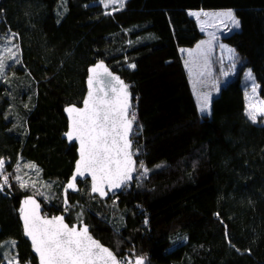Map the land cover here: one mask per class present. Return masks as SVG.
<instances>
[{
    "label": "trees",
    "instance_id": "16d2710c",
    "mask_svg": "<svg viewBox=\"0 0 264 264\" xmlns=\"http://www.w3.org/2000/svg\"><path fill=\"white\" fill-rule=\"evenodd\" d=\"M104 1L0 0V41L11 35L17 48L0 77V183L11 182L0 190V264H37L21 201L33 195L45 214L62 211L76 159L63 108L80 104L98 60L131 90L136 174L107 199L78 182L66 221L88 224L124 264V252L146 264H264V115L249 118L244 90L249 70L264 101V0H125L112 11ZM195 9H230L239 21L221 38L236 54L233 76L205 114L194 110L182 56L203 37Z\"/></svg>",
    "mask_w": 264,
    "mask_h": 264
},
{
    "label": "snow or ice",
    "instance_id": "6c2138e0",
    "mask_svg": "<svg viewBox=\"0 0 264 264\" xmlns=\"http://www.w3.org/2000/svg\"><path fill=\"white\" fill-rule=\"evenodd\" d=\"M192 14L198 15L197 13ZM204 15L209 14L204 13ZM215 15L227 16L232 19L235 26L239 27V21L234 18L231 11ZM3 67L4 65L0 63V68ZM130 67H135V65H130ZM96 68H104V66L100 64ZM96 68L90 71L96 73ZM104 73L111 75L106 68ZM247 77L252 78L250 71ZM114 79L120 87L117 89L114 84L106 85L114 93L111 98L106 99L107 93L104 92V89H97L94 94L92 90L94 79L89 77V92L83 101V108L69 107L66 109L72 121V129L66 135L69 140L75 136L80 143V159L76 164V173L83 176L85 172H89L93 180L92 191L99 192L101 196L106 193L100 185L107 183L109 188H120L122 184L131 179V173L136 169L129 140L135 113H131L129 118L130 102L129 94L126 91L127 86L118 77ZM102 92L104 95H100ZM261 103L264 104V101ZM207 108L208 96L206 95L201 105V111L203 112ZM260 111H264V108ZM248 116L253 121L256 120L253 112H248ZM3 166L4 162L0 160V170L3 169ZM27 166L35 167L34 165ZM139 166L144 168L142 162ZM144 170L147 171V169ZM16 179L20 182L21 187L26 186L21 177L17 176ZM75 180L76 176L74 175L72 182L67 185L68 189L76 190ZM7 182L8 178L4 177V183L7 184ZM2 188L3 185H0V190ZM23 204L33 206L31 212L22 208L21 215L25 235L31 239L34 251L39 256L40 264H98L101 261L103 264H120L109 249L88 235L87 227L79 230L75 226L69 228L64 223L62 216L42 219L37 214L39 205L35 200L26 199ZM9 243L15 244L14 241ZM17 264H19L18 261ZM136 264H143V260L138 259Z\"/></svg>",
    "mask_w": 264,
    "mask_h": 264
},
{
    "label": "rangeland",
    "instance_id": "374dc122",
    "mask_svg": "<svg viewBox=\"0 0 264 264\" xmlns=\"http://www.w3.org/2000/svg\"><path fill=\"white\" fill-rule=\"evenodd\" d=\"M124 1L125 0H105L102 3V6L109 9V11H112L116 7L122 6ZM227 11H231L233 13V11L230 9H195L189 10L188 12L189 15L196 21L199 30L203 33V37L193 47L182 50L183 65L186 69L188 80L195 99L194 110L201 114L209 113L212 97L218 93L220 85L224 84L230 77L233 76L236 67L235 52L229 45L222 42L221 38L231 33L238 27L232 23V19L229 17L215 15L216 13H223ZM192 13H197L198 15H193ZM204 13H208L209 15L205 16ZM234 18L237 20L235 15ZM198 45L200 46L199 48L197 47ZM16 54L17 48L12 40L11 35H9L8 38H5V40L0 41V63L4 64L6 60L15 59ZM214 59H217V64L221 70L219 79H216V77L213 75L214 69L212 65H214V63L212 61H215ZM2 71L3 68H0L1 78L3 74ZM248 73L249 70L244 72L246 112L247 114L248 112H253L256 117L259 115H264V111H260V109L264 108V104L261 103L263 100L258 95L257 84L252 73L251 79L247 77ZM206 95L208 96V108L202 112L201 105ZM131 113H134V111L130 112L129 116H131ZM27 170V177L32 176V168L27 167ZM0 173H3V169L0 170ZM20 177L22 178V176ZM0 185L7 187L8 182L5 184L3 178V181L0 183ZM35 193L45 199L46 202L49 201L46 195L44 193L40 194L37 192V189L35 190ZM43 214L47 215L44 212ZM126 251L132 250L128 249ZM137 255L138 254L129 256L128 252H124L123 256L126 257L124 258V262L128 263L132 261ZM8 264L17 263L11 261L8 262Z\"/></svg>",
    "mask_w": 264,
    "mask_h": 264
},
{
    "label": "water",
    "instance_id": "95a60500",
    "mask_svg": "<svg viewBox=\"0 0 264 264\" xmlns=\"http://www.w3.org/2000/svg\"><path fill=\"white\" fill-rule=\"evenodd\" d=\"M103 64L104 68H96L97 65ZM96 68V73H93L92 71H90L91 69ZM107 69V72L110 73L111 75H107L104 73V69ZM99 74V75H97ZM89 77H93L94 79V85H93V92L94 94L96 93L97 89H104V92L107 93V96L105 97L106 99L111 98L114 93L112 92L111 89L107 88L106 85L108 84H114L116 86V88L118 89L120 87V85L116 82V80L114 78L118 77L120 81H123V84L127 86V93L129 94V102H130V109H129V114L132 110V93L131 90L129 88V86L126 84V82L124 81L123 78H121L116 72H114L104 61L102 60H98L95 63L89 65L87 67V71H86V77H85V92L83 95V98L80 102L79 105L76 104H68L63 108V114L66 118V130L64 131V133L62 134V138L66 141L67 144H74L75 145V153H76V159L74 161L73 164V168L71 171L70 176L67 179V182L64 185V188L62 190V199H63V208L62 211L54 214V215H44L43 214V207L40 203V201L33 195H29L27 197H25L22 201H21V207H20V212H19V220L21 223V227H22V233H23V237L26 241H28L29 246H30V251L32 253V255L35 257L36 259V263L40 264L39 261V256L38 254L34 251L33 245H32V241L31 239L25 235V231H24V222H23V218L21 215V209L22 208H26V210L28 212H31L33 206L32 205H27L25 206L23 204V202L26 199H32L35 200L36 204L39 205V208L37 209V214L42 218V219H51L52 217H63L64 223L67 224L69 226V228L75 226L78 230L83 228V227H87L88 229V235H90L95 241H97L100 245H102L103 247L109 249L113 255L116 257L117 261L119 262V259L117 257V255L115 254V252L109 248L108 246L104 245L103 243H101V241H99L98 239H96L92 233L90 232V228L88 227V225L86 224H77V223H73V224H69L66 220H65V215H66V206H67V193L68 192H72L74 191L73 189H68L67 185L69 182H72V177L75 175L76 176V180L74 181L75 184V188L77 186L78 182H83V181H87L89 183V193L91 195H95L98 196L100 199H107L109 196H113V195H118L127 185H131L133 183L135 174H136V169L135 171H133L131 173V179H129L125 184H122V186L120 188H109L107 183H104L102 185H100L101 189L106 193L105 195L101 196L99 192H93L92 191V185H93V180H92V176L89 172H85L83 176H80L76 173V164L77 161L80 159V143L79 140L75 138V136L73 137L72 140H69L67 137V133L72 129V121H71V117L69 116L68 112L66 111L67 108L69 107H76V108H83V101L85 100V98H87L88 96V92H89V84H88V80ZM100 95H104V93H100ZM130 118V116H129ZM134 130V122L132 123V128L129 132V140L131 141V148L130 151L132 152L133 150V141H132V132ZM132 159L136 162V159L134 157V155L132 156ZM136 168H137V162H136ZM98 182V181H97ZM138 259H142L143 260V264H146L145 258L141 257V256H136L132 261H130L127 264H136V261ZM98 264H103V262H98ZM123 264V263H120Z\"/></svg>",
    "mask_w": 264,
    "mask_h": 264
},
{
    "label": "bare ground",
    "instance_id": "6f19581e",
    "mask_svg": "<svg viewBox=\"0 0 264 264\" xmlns=\"http://www.w3.org/2000/svg\"><path fill=\"white\" fill-rule=\"evenodd\" d=\"M29 186H30L29 189H30L31 191H33L34 193H35V190H36V189H37V192H39L40 194L42 193V192H40L41 190H40L39 187H37V186H35V185H33V184H30ZM42 199H43V198H42ZM43 201H45V199H43ZM44 203H45V202H44ZM45 204H46V203H45ZM42 207H43V206H42ZM43 211H44V207H43ZM65 220H66V219H65ZM73 223H77V224H86V223H84V222H72L71 224H73ZM69 224H70V223H69ZM86 225H88V224H86ZM88 227H89V225H88ZM89 228H90V227H89ZM90 232H91V231H90ZM92 235H93V234H92ZM95 238H96V237H95ZM96 239H97V238H96ZM98 240H99V239H98ZM99 241H100V240H99ZM137 256H140V255H137ZM135 257H136V256H135ZM135 257H134V258H135ZM141 257H143V256H141ZM118 259H119V258H118ZM145 261H146V258H145ZM119 262H120V263H123L122 260H120V259H119ZM128 263H129V262H128ZM123 264H124V263H123Z\"/></svg>",
    "mask_w": 264,
    "mask_h": 264
},
{
    "label": "built area",
    "instance_id": "2783aa9c",
    "mask_svg": "<svg viewBox=\"0 0 264 264\" xmlns=\"http://www.w3.org/2000/svg\"><path fill=\"white\" fill-rule=\"evenodd\" d=\"M9 189H10V181H8V186L3 187L1 191L5 192V191H9Z\"/></svg>",
    "mask_w": 264,
    "mask_h": 264
}]
</instances>
